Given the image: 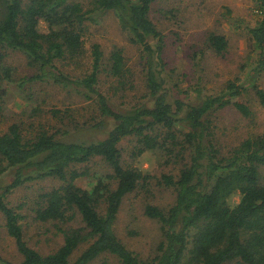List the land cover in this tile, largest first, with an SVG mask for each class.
Segmentation results:
<instances>
[{"label": "trees", "instance_id": "1", "mask_svg": "<svg viewBox=\"0 0 264 264\" xmlns=\"http://www.w3.org/2000/svg\"><path fill=\"white\" fill-rule=\"evenodd\" d=\"M155 1L92 0L94 10L115 12L122 29L144 53L151 105L122 110L101 89L100 76L107 72L117 90L125 89L129 68L123 50L113 49L105 61L101 45L93 43L86 60V22L93 9L80 0H0V48L22 52L38 71L20 85L47 82L76 92L96 108L85 125L103 136L67 140L66 134H58L61 129L53 133L46 128L27 136L20 123L0 133V180L12 172L11 181L0 187V212L22 256L18 262L2 264H92L107 254L119 264H264V134L248 136L224 153L212 118L228 106L252 116L253 110L241 98L249 89L264 105V88L259 84L264 72V0H256L261 18L248 29L256 53L248 71L251 79L229 81L196 103L174 96L164 35L151 18ZM209 42L219 54L228 45L225 35L218 33L210 34ZM63 64L87 65L88 70L75 76ZM4 73L12 80L8 70ZM1 79L0 101L10 90ZM126 138L135 140V155L162 149L184 161L176 175H163L175 191L174 202L167 208L145 206L146 216L156 219L162 232L150 258L131 249L115 228L127 195L146 187L150 179L124 160L121 144ZM96 159L103 160L111 174L93 177L89 187L78 185L79 178L90 175L88 164ZM46 178L62 183L40 194L35 218L53 223L64 242L42 253L26 240L24 214L8 203L7 196L27 182ZM233 193H239V202H228Z\"/></svg>", "mask_w": 264, "mask_h": 264}, {"label": "rangeland", "instance_id": "2", "mask_svg": "<svg viewBox=\"0 0 264 264\" xmlns=\"http://www.w3.org/2000/svg\"><path fill=\"white\" fill-rule=\"evenodd\" d=\"M80 1L86 8H94L92 0ZM89 16L85 35L86 60H90L93 43H99L105 61H108L113 49L121 48L129 68V83L124 90L116 89L117 82L107 72L100 76L101 89L122 110L150 104L142 49L130 40L114 11L93 9ZM151 18L164 35V57L175 97L196 103L204 96L218 93L229 81L239 78L247 82L251 79L248 71L254 67L256 53L251 48L248 29L257 25L261 18L256 0H156ZM212 33L227 38L228 45L223 54L217 53L209 42ZM62 67L75 76H81L88 70L87 65L76 68L63 64ZM4 69L9 71L12 80L5 79ZM37 72L22 52L0 48L1 82L10 88L0 101V133L7 131L11 124L20 123L27 136L40 128H46L53 133L61 129L58 134H66L67 140L102 138V133H95L89 125H85L95 116V105L76 92L47 82L20 85L24 77ZM259 84L264 88V72ZM241 98L253 110L252 116H244L233 106H228L216 111L212 117L218 145L224 153L248 136L264 134V105L252 89ZM54 111L60 113L55 115ZM65 113L67 117L64 118ZM135 145L132 138L123 140V158L128 164L148 173L150 179L146 187L140 186L127 195L115 228L118 236L131 249L142 258H150L157 251L162 232L160 223L146 216L145 206L153 204L167 208L174 202L175 191L165 183L163 175H176L184 161L181 157H170L162 149L135 155ZM88 168L90 175L77 180V184L82 187L91 186L96 180L93 177H106L112 172L101 159L90 162ZM11 179L12 172L9 170L1 178L0 187ZM61 183L53 178L34 180L15 188L7 196L8 203L24 214L22 223L26 240L42 253L56 250L63 244L64 237L53 223L37 220L34 210L40 202V194ZM21 258L14 238L7 232L5 217L0 212V264L4 260L18 262ZM105 260L109 264H119L117 258L109 254L101 256L92 264H103Z\"/></svg>", "mask_w": 264, "mask_h": 264}, {"label": "clouds", "instance_id": "3", "mask_svg": "<svg viewBox=\"0 0 264 264\" xmlns=\"http://www.w3.org/2000/svg\"><path fill=\"white\" fill-rule=\"evenodd\" d=\"M239 198H240L239 193H233V194H231V195L229 196V198H228V202H229V203H233L234 201H235V202H239Z\"/></svg>", "mask_w": 264, "mask_h": 264}]
</instances>
